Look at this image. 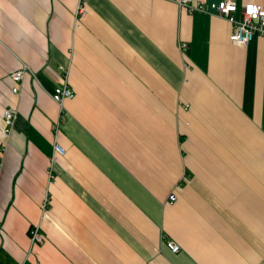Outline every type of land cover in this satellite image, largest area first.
I'll list each match as a JSON object with an SVG mask.
<instances>
[{"label":"crops","instance_id":"crops-1","mask_svg":"<svg viewBox=\"0 0 264 264\" xmlns=\"http://www.w3.org/2000/svg\"><path fill=\"white\" fill-rule=\"evenodd\" d=\"M85 1L77 26L79 0H0V264H264V36L174 0Z\"/></svg>","mask_w":264,"mask_h":264},{"label":"built area","instance_id":"built-area-1","mask_svg":"<svg viewBox=\"0 0 264 264\" xmlns=\"http://www.w3.org/2000/svg\"><path fill=\"white\" fill-rule=\"evenodd\" d=\"M182 9H186L189 13L194 11L208 12L212 14H218L227 18L234 26V31L231 34V40L241 46H247L254 37L259 34L264 36V4L257 2H248L241 7V18L236 17L237 11L240 9L235 0H221L219 2L208 3L206 0H174ZM254 9L253 12H249L248 8ZM88 13V7L85 0H79V4L76 10V25L80 26L81 18ZM185 46V44H184ZM65 70L64 66L60 67ZM28 70V66L23 64L20 69L11 72L10 76L15 81L16 85L13 87V91L18 93L21 87V81L23 80L25 73ZM67 72V71H66ZM68 72L63 78L60 85L56 86L52 93V98L58 103L61 109V118L64 117V102L68 98L75 96V91L71 87L68 79ZM16 107H7L4 110V124L0 129V134L4 139H7L13 132V127L17 115ZM58 131V127L56 128ZM6 149V141L0 144V161ZM66 154L65 147L59 142H55L53 146V153L51 155V163H54L60 156ZM52 176V172H51ZM176 199L174 193L170 195V201L173 202ZM50 205L49 195L45 196L43 202V210L47 211ZM30 237L33 244L42 243L44 240L41 232V227L35 225L30 230ZM168 246L173 252L180 250L179 244L168 241Z\"/></svg>","mask_w":264,"mask_h":264},{"label":"snow or ice","instance_id":"snow-or-ice-1","mask_svg":"<svg viewBox=\"0 0 264 264\" xmlns=\"http://www.w3.org/2000/svg\"><path fill=\"white\" fill-rule=\"evenodd\" d=\"M248 11L251 13L254 11V9H252L251 7L248 8Z\"/></svg>","mask_w":264,"mask_h":264}]
</instances>
